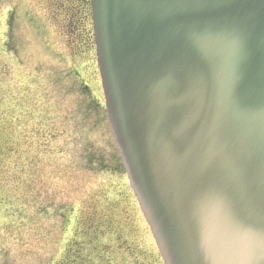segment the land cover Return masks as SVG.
<instances>
[{
    "label": "rangeland",
    "instance_id": "rangeland-1",
    "mask_svg": "<svg viewBox=\"0 0 264 264\" xmlns=\"http://www.w3.org/2000/svg\"><path fill=\"white\" fill-rule=\"evenodd\" d=\"M60 4L0 0V264H164Z\"/></svg>",
    "mask_w": 264,
    "mask_h": 264
},
{
    "label": "water",
    "instance_id": "water-1",
    "mask_svg": "<svg viewBox=\"0 0 264 264\" xmlns=\"http://www.w3.org/2000/svg\"><path fill=\"white\" fill-rule=\"evenodd\" d=\"M102 4H104V0H94V7H95L97 12H98L99 9L102 8L101 7ZM100 17H104L102 11L100 13ZM141 66L143 67V77L148 76L149 75V70H151V66L146 65V64H142ZM168 92L171 94L172 93V88H168ZM141 96H142V98L144 97L145 99H147V110H146V113H148L149 107L154 105V99H153V94L151 92L150 85H146L144 87V90L142 91V95ZM109 116H110L109 117L110 121H112L110 112H109ZM139 122L140 121H136L131 126V128L137 126V124ZM112 125H113V123H112ZM143 137H144V133L140 136L139 139H142ZM180 144H182V142H180L179 145ZM171 150L172 149H169V150H164L163 149V155L167 156V159L156 162V166L157 167L163 168V169H167L169 171L168 173H165V180H163L161 178V181L163 182V184H167V185H172L175 182V178L172 177V174H173V172H175V170L178 169V165L181 162V160L183 159L182 154H180L181 153L180 150H178V154H175L173 156L168 155V153L171 152ZM179 157H180L179 163L178 164H174L173 162L175 161V159L179 158ZM184 178H185V176H184ZM163 184H162V186H163ZM261 201H262L261 198L256 197L254 203L251 204L250 202H247L246 199H244V204L248 203V204H251V205L258 206L261 203Z\"/></svg>",
    "mask_w": 264,
    "mask_h": 264
},
{
    "label": "trees",
    "instance_id": "trees-1",
    "mask_svg": "<svg viewBox=\"0 0 264 264\" xmlns=\"http://www.w3.org/2000/svg\"><path fill=\"white\" fill-rule=\"evenodd\" d=\"M81 30H83V28H81ZM82 38H83V40H84V33H82ZM86 41V40H85Z\"/></svg>",
    "mask_w": 264,
    "mask_h": 264
}]
</instances>
